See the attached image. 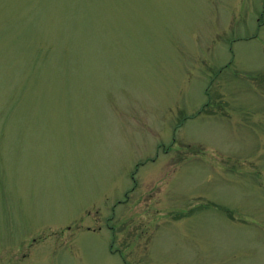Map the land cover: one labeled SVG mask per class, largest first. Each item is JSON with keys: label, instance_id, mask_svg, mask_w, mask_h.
Here are the masks:
<instances>
[{"label": "rangeland", "instance_id": "obj_1", "mask_svg": "<svg viewBox=\"0 0 264 264\" xmlns=\"http://www.w3.org/2000/svg\"><path fill=\"white\" fill-rule=\"evenodd\" d=\"M0 264H264V0H0Z\"/></svg>", "mask_w": 264, "mask_h": 264}]
</instances>
